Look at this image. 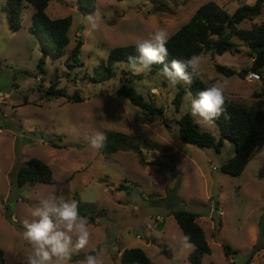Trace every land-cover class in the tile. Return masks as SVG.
I'll return each instance as SVG.
<instances>
[{
  "label": "rangeland",
  "instance_id": "1",
  "mask_svg": "<svg viewBox=\"0 0 264 264\" xmlns=\"http://www.w3.org/2000/svg\"><path fill=\"white\" fill-rule=\"evenodd\" d=\"M215 2L232 14L243 4L255 0H96L95 10L85 13L76 0H51L45 10L51 19L71 17L69 43L61 56L44 51L40 37L29 30L33 8L24 3L19 29L10 28L6 0H0V248L4 264H24L31 246L24 240V220L50 196L73 199L76 192L82 203L103 210V216L90 224V245L74 252L70 264H79L94 247L106 249V264H120L125 248L137 247L155 264H189L193 245L185 244L172 210L198 214L210 254L201 264H245L259 240V220L264 216V145L238 177L220 171L234 155V146L224 140L219 151L199 149L177 138L175 121L189 114L199 129L218 139L215 122L204 124L191 115L194 99L187 84L172 87L158 75L133 74L127 64H116V75L100 81L95 69L114 47L135 44L157 28L171 36L204 3ZM161 5L173 13L161 10ZM89 15L98 16L100 28L88 31ZM264 22V1L256 16L242 21L237 28L249 29ZM80 38V65L66 59ZM239 52L221 56L203 55V83L226 84V97L237 104L253 105L263 86L250 83L245 76L252 64L246 46L231 38ZM43 57V63H38ZM215 64L236 71L225 77ZM96 77V79H95ZM127 78V79H126ZM128 85L146 101L161 107L162 116H150L117 94ZM178 86L185 90L178 112L172 103ZM50 88L77 95L75 102L53 95ZM166 120V123L163 122ZM166 124V125H165ZM96 132L121 133L133 150L100 154L90 145ZM30 158L49 166L54 183H26L16 186V173ZM125 186L117 190V186ZM220 224V225H219ZM222 244L237 253L225 258ZM170 249L165 254L164 248ZM249 264H264V249L256 252Z\"/></svg>",
  "mask_w": 264,
  "mask_h": 264
},
{
  "label": "trees",
  "instance_id": "2",
  "mask_svg": "<svg viewBox=\"0 0 264 264\" xmlns=\"http://www.w3.org/2000/svg\"><path fill=\"white\" fill-rule=\"evenodd\" d=\"M51 0H6L8 20L11 30L19 29V15L24 3L33 8L31 25L29 30L36 33L42 40L44 51L56 56H61L65 47L69 43L67 33L71 27V17L51 19L45 13L48 3ZM122 1V0H116ZM264 0H255L252 5L243 4L232 14L221 9L215 2L209 1L202 4L191 16V18L170 37L167 48L169 55L165 58V63L169 66L173 59L184 60L193 55H205L210 53L212 56H221L224 53L239 52L238 45L231 41V38L238 37L246 46L248 56L252 59L250 71L258 73L263 77L264 68V22L252 24L249 29H239L237 26L248 18V13L254 9L260 11ZM78 8L91 13L95 10L96 0H76ZM83 41L80 38L75 40L66 62L80 65L79 53ZM138 55L134 44L112 48L104 62L95 69V75L100 81L113 78L116 75V64H127L130 56ZM43 63V57L38 65ZM163 68L162 64L152 66V72H158ZM214 69L217 73L231 77L238 75L243 78L246 70L236 71L225 65L215 64ZM96 79V77H95ZM127 79V78H126ZM203 83L198 77L193 78V83L187 85L194 98L204 88L210 86ZM255 83V82H253ZM53 95L64 97L75 102L82 101L77 95H67L63 89L50 88ZM185 90L178 86V90L173 98V105L178 112ZM117 94L126 98L133 106L140 108L150 116L161 117L163 110L154 105L152 101H146L135 89L122 84ZM258 100L253 105L237 104L226 99L225 113L214 122L219 129L218 139L210 133L199 129L192 117L185 113L175 121L177 126V138L179 141L193 145L199 149H214L219 151L224 140L230 141L234 146V155L220 167V171L231 176L238 177L244 168L253 158L255 151L264 145V77L263 86ZM166 123V120L163 119ZM166 125V124H165ZM107 145L104 149L98 150L100 154H111L119 150H133L140 154L137 145H130L127 136L121 133L107 132ZM264 178V172H263ZM16 186L21 188L26 183H43L51 185L54 183L53 173L48 165L36 158L28 159L16 173ZM125 186L119 184L117 190L124 189ZM73 199L79 202L80 214L89 219V224L94 223L97 217L103 216V210H96L91 204L82 203L78 194L75 192ZM171 214L176 221L183 236H188V243L193 245V250L188 254L189 264H201V258L205 254H210V247L206 241L204 231L198 224V214L188 210H172ZM220 225V224H219ZM246 260L249 264L253 255L264 249V216L259 220V240ZM101 247V246H98ZM222 251L225 258L237 253L228 244H222ZM165 254H170V249L165 246ZM94 254L89 251L85 256ZM84 256V258H85ZM120 264H155L145 252L137 247L125 248L119 255ZM0 264H4L3 251L0 248Z\"/></svg>",
  "mask_w": 264,
  "mask_h": 264
},
{
  "label": "clouds",
  "instance_id": "3",
  "mask_svg": "<svg viewBox=\"0 0 264 264\" xmlns=\"http://www.w3.org/2000/svg\"><path fill=\"white\" fill-rule=\"evenodd\" d=\"M88 31L99 30L101 24L98 16L89 15ZM168 31L157 28L147 37L135 41L134 47L138 55L128 59L129 70L133 74H148L152 66L162 64L158 75L165 78L172 87L183 82L191 85L193 78L202 75L203 55H193L188 59H173L170 66L165 63L169 55L167 44L170 39ZM226 84L216 81L199 92L198 98L191 100V115L197 117V122L212 124L226 109ZM107 136L96 132L90 139V145L95 150H102L107 145ZM79 202L65 198L64 195L50 196L35 206L31 220H24V240L31 246V251L25 257L24 264H70L72 254L84 250L90 245L91 232L89 219L80 214ZM190 238L182 237L187 244ZM91 255L85 256L79 264H106V249L94 247Z\"/></svg>",
  "mask_w": 264,
  "mask_h": 264
},
{
  "label": "built area",
  "instance_id": "4",
  "mask_svg": "<svg viewBox=\"0 0 264 264\" xmlns=\"http://www.w3.org/2000/svg\"><path fill=\"white\" fill-rule=\"evenodd\" d=\"M245 80L250 83L257 82L260 80V75L251 71L246 74Z\"/></svg>",
  "mask_w": 264,
  "mask_h": 264
},
{
  "label": "water",
  "instance_id": "5",
  "mask_svg": "<svg viewBox=\"0 0 264 264\" xmlns=\"http://www.w3.org/2000/svg\"><path fill=\"white\" fill-rule=\"evenodd\" d=\"M161 10H165L169 13H173V11L168 8L167 6L161 5ZM259 13V11L257 9H254L252 11L249 12L250 16H256Z\"/></svg>",
  "mask_w": 264,
  "mask_h": 264
},
{
  "label": "crops",
  "instance_id": "6",
  "mask_svg": "<svg viewBox=\"0 0 264 264\" xmlns=\"http://www.w3.org/2000/svg\"><path fill=\"white\" fill-rule=\"evenodd\" d=\"M0 96H2V94L0 93Z\"/></svg>",
  "mask_w": 264,
  "mask_h": 264
}]
</instances>
